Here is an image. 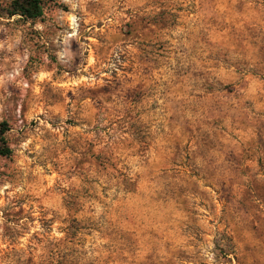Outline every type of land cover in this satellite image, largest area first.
Returning <instances> with one entry per match:
<instances>
[{
  "label": "rangeland",
  "instance_id": "obj_1",
  "mask_svg": "<svg viewBox=\"0 0 264 264\" xmlns=\"http://www.w3.org/2000/svg\"><path fill=\"white\" fill-rule=\"evenodd\" d=\"M43 1L0 17V264H264V0Z\"/></svg>",
  "mask_w": 264,
  "mask_h": 264
},
{
  "label": "trees",
  "instance_id": "obj_2",
  "mask_svg": "<svg viewBox=\"0 0 264 264\" xmlns=\"http://www.w3.org/2000/svg\"><path fill=\"white\" fill-rule=\"evenodd\" d=\"M45 2L43 0H9L7 2H0V17H15L18 16L26 21H36L44 12ZM6 130V129H4ZM4 139L0 134V142ZM1 156L10 155L8 148L0 150Z\"/></svg>",
  "mask_w": 264,
  "mask_h": 264
}]
</instances>
